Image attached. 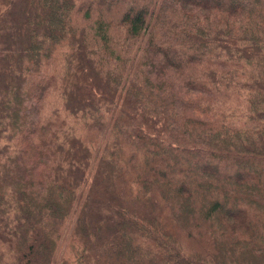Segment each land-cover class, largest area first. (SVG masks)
I'll return each mask as SVG.
<instances>
[{
  "label": "trees",
  "instance_id": "trees-1",
  "mask_svg": "<svg viewBox=\"0 0 264 264\" xmlns=\"http://www.w3.org/2000/svg\"><path fill=\"white\" fill-rule=\"evenodd\" d=\"M0 264H264V0H0Z\"/></svg>",
  "mask_w": 264,
  "mask_h": 264
},
{
  "label": "rangeland",
  "instance_id": "rangeland-1",
  "mask_svg": "<svg viewBox=\"0 0 264 264\" xmlns=\"http://www.w3.org/2000/svg\"><path fill=\"white\" fill-rule=\"evenodd\" d=\"M48 98H49L50 101H54V100H55V97H49V96H48ZM48 98H46V101H48ZM51 104H52V102H51ZM76 126H77L79 129H81V131L83 130V126L81 125V123H79V122L76 123ZM62 248H63V250H64V249L67 250L68 253H69V251H70V249H71V246H70V245L67 246V243H66V244L63 245Z\"/></svg>",
  "mask_w": 264,
  "mask_h": 264
}]
</instances>
